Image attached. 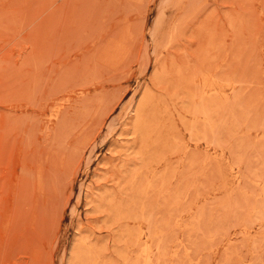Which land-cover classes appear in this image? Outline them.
I'll use <instances>...</instances> for the list:
<instances>
[{"label":"rangeland","instance_id":"374dc122","mask_svg":"<svg viewBox=\"0 0 264 264\" xmlns=\"http://www.w3.org/2000/svg\"><path fill=\"white\" fill-rule=\"evenodd\" d=\"M83 238L264 264V0H0V264Z\"/></svg>","mask_w":264,"mask_h":264},{"label":"bare ground","instance_id":"6f19581e","mask_svg":"<svg viewBox=\"0 0 264 264\" xmlns=\"http://www.w3.org/2000/svg\"><path fill=\"white\" fill-rule=\"evenodd\" d=\"M211 95V94H210ZM209 95V96H210ZM195 98V97H194ZM197 98V97H196ZM194 100V99H193ZM192 100V101H193ZM191 101V102H192ZM189 103H190V101H189ZM191 104V103H190ZM193 104V103H192ZM212 105H214V103L212 104ZM200 106V105H199ZM190 107V106H189ZM194 108H195V106H194ZM197 108V107H196ZM200 108V107H199ZM212 108V107H211ZM197 111H198V109H196ZM201 110V109H200ZM199 110V111H200ZM202 110H204V108H202ZM199 111H198V113H199ZM206 111V110H205ZM209 111V110H208ZM201 112V111H200ZM197 113V112H196ZM198 113H197V115H198ZM207 114L208 113H210V112H206ZM214 113V112H213ZM195 114V113H194ZM204 114H205V112H204ZM215 114V113H214ZM213 114V116H215ZM218 114V113H217ZM196 115V114H195ZM194 115V116H195ZM209 115V114H208ZM205 116H207V115H205ZM212 116V117H213ZM197 117V116H196ZM210 117V116H209ZM211 117V118H212ZM212 119H214V118H212ZM194 120V119H193ZM206 120V119H205ZM211 121H213V120H211ZM194 130H196V129H194ZM217 131V130H216ZM197 134H199V133H197ZM216 134V133H215ZM205 135V134H204ZM218 135V134H217ZM218 139V138H217ZM135 147V146H134ZM133 148V147H132ZM135 150V149H134ZM138 153V152H137ZM138 154H140V152L138 153ZM137 154V155H138ZM141 155V154H140ZM157 164V163H156ZM123 166V165H122ZM140 168H141V166H140ZM132 170H130V173H132L131 172ZM142 172V171H141ZM155 175H156V173H154ZM158 179V178H157ZM156 179V180H157ZM155 182V181H154ZM150 184V183H149ZM152 184V183H151ZM150 184V185H151ZM154 185V184H153ZM134 186V185H133ZM150 187V186H149ZM121 188V187H120ZM105 194V193H104ZM113 198V197H112ZM134 199V198H133ZM111 201V200H110ZM110 203V202H109ZM111 204V203H110ZM121 205V204H120ZM123 206V205H122ZM134 206H136L135 204H134ZM111 208V207H110ZM116 210H117V208H115ZM110 210H112V208L110 209ZM114 212V211H113ZM261 214V213H260ZM117 217V216H116ZM119 217H121V215L119 216ZM124 217V216H123ZM115 218V217H114ZM151 222V221H150ZM87 242H88V238L86 239V238H83V239H81L80 240V242L79 243H77L76 244V246L74 247V249H73V251H72V253H71V259H72V262H73V264H88V254L89 253H91L92 251H93V246L92 245H88L87 244Z\"/></svg>","mask_w":264,"mask_h":264}]
</instances>
